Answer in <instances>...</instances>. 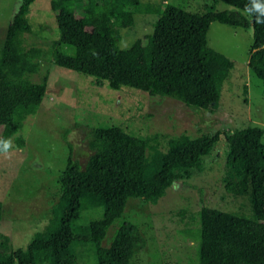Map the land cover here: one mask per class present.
<instances>
[{
	"label": "trees",
	"instance_id": "trees-1",
	"mask_svg": "<svg viewBox=\"0 0 264 264\" xmlns=\"http://www.w3.org/2000/svg\"><path fill=\"white\" fill-rule=\"evenodd\" d=\"M33 1L19 0L0 43V140L13 138L14 149L23 146L19 132L36 113L46 89V76L39 82L28 80L38 72L42 58L97 84L104 82L111 90L134 89L213 114L231 63L207 47L209 24L250 25L247 68L264 83V24H256L255 14L245 12L250 0H210L202 13L168 3L143 7L137 0H50L58 36L46 52L23 44V36L30 33L26 16ZM217 2L238 13L215 10ZM128 12L156 19L149 34L121 50L119 29L127 27ZM261 135L258 127L223 134L224 165L231 177L221 181L222 187L231 197L244 199L251 216L200 206L195 264H264ZM217 141L218 134L194 138L181 134L168 138L161 150L156 137H139L117 125L89 128L84 162L78 163L69 152L57 175L58 197L46 224L24 248L0 252V264H130L144 240L121 218L126 200L156 204L172 184L201 171V159ZM89 212L96 217L82 218ZM1 213L0 203V219ZM117 220L109 244L102 246L107 229ZM80 248L87 254L84 260Z\"/></svg>",
	"mask_w": 264,
	"mask_h": 264
},
{
	"label": "rangeland",
	"instance_id": "rangeland-1",
	"mask_svg": "<svg viewBox=\"0 0 264 264\" xmlns=\"http://www.w3.org/2000/svg\"><path fill=\"white\" fill-rule=\"evenodd\" d=\"M50 0H34L26 20L30 33L23 36L25 47L36 46L46 52L58 36ZM143 7L176 4L185 11L202 13L210 0H137ZM19 0H0V43ZM217 11L236 10L217 2ZM117 12L122 9L115 6ZM129 13V12H128ZM156 17L129 13L127 27L119 29L118 48L149 34ZM85 25L90 21L85 20ZM251 27L232 28L212 22L206 32V45L229 60L231 68L223 80L218 110L207 113L191 110L169 98L149 97L128 88L111 90L86 77L57 66L49 58L39 60L38 72L28 76L39 82L46 76V89L36 113L19 132L23 146L14 149L13 138L5 153H0V252L24 248L31 236L40 231L57 200L56 178L64 168L68 153L82 164L86 158V133L94 126L117 125L139 137H156L161 150L168 138L177 135L198 137L218 134V141L201 159V171L182 183L172 184L151 205L137 198L126 200L121 218L132 223L144 240L130 264H195L197 237L196 212L200 206L250 217V206L242 198L228 195L221 184L229 179L224 165L226 145L223 134L246 127L262 130L264 146V83L247 68ZM91 212L82 218L96 217ZM107 229L101 243L107 246L118 226ZM80 259L86 252L79 249Z\"/></svg>",
	"mask_w": 264,
	"mask_h": 264
},
{
	"label": "clouds",
	"instance_id": "clouds-1",
	"mask_svg": "<svg viewBox=\"0 0 264 264\" xmlns=\"http://www.w3.org/2000/svg\"><path fill=\"white\" fill-rule=\"evenodd\" d=\"M251 2V11H249V7L245 8V12L249 14H255V23L256 24H264V2L262 0H250ZM0 145H2L3 152H7L10 147V141L0 140Z\"/></svg>",
	"mask_w": 264,
	"mask_h": 264
}]
</instances>
